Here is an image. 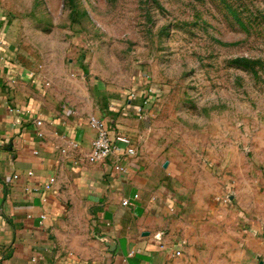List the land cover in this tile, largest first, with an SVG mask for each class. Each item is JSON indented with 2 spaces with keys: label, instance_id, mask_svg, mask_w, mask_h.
Wrapping results in <instances>:
<instances>
[{
  "label": "rangeland",
  "instance_id": "1",
  "mask_svg": "<svg viewBox=\"0 0 264 264\" xmlns=\"http://www.w3.org/2000/svg\"><path fill=\"white\" fill-rule=\"evenodd\" d=\"M0 45L73 111L136 91L185 193L264 217V0H0Z\"/></svg>",
  "mask_w": 264,
  "mask_h": 264
},
{
  "label": "crops",
  "instance_id": "2",
  "mask_svg": "<svg viewBox=\"0 0 264 264\" xmlns=\"http://www.w3.org/2000/svg\"><path fill=\"white\" fill-rule=\"evenodd\" d=\"M5 58L0 264H264V217L256 215L243 236L241 220L212 196L185 193L161 141L134 114L140 94L106 103L105 114L93 104L73 111ZM92 116L103 118L112 134L132 138L136 152L126 173L114 168L122 143L104 161L87 160L96 133Z\"/></svg>",
  "mask_w": 264,
  "mask_h": 264
},
{
  "label": "built area",
  "instance_id": "3",
  "mask_svg": "<svg viewBox=\"0 0 264 264\" xmlns=\"http://www.w3.org/2000/svg\"><path fill=\"white\" fill-rule=\"evenodd\" d=\"M136 96V91H132L129 93L130 99L135 98ZM144 111V105H139L135 109L134 114L144 119ZM90 125L96 129V133L91 143V149L87 155V160L93 163L108 159L117 149V142H119L123 144V147L118 148V156L115 158L114 168L120 174L126 173L128 170L126 161L131 155H134L136 152L135 144L132 138L120 132L112 134L103 118L94 116L90 117ZM53 181L54 178H50L48 183L45 184V187L48 188L50 183H52ZM229 196L230 195H223L221 197H218L217 201L220 200L221 202H228ZM134 197L136 198L137 195H134ZM130 204L131 201L129 199L122 200V205ZM40 217L41 219H43L45 215H41ZM175 253L178 255L180 252L179 250H176Z\"/></svg>",
  "mask_w": 264,
  "mask_h": 264
},
{
  "label": "water",
  "instance_id": "4",
  "mask_svg": "<svg viewBox=\"0 0 264 264\" xmlns=\"http://www.w3.org/2000/svg\"><path fill=\"white\" fill-rule=\"evenodd\" d=\"M166 165H167V163L164 164V166H166Z\"/></svg>",
  "mask_w": 264,
  "mask_h": 264
}]
</instances>
